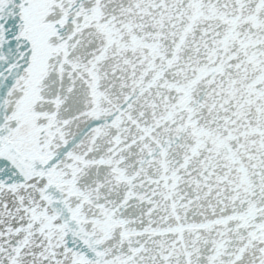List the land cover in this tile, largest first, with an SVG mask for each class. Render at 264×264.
<instances>
[{
	"label": "snow or ice",
	"instance_id": "obj_1",
	"mask_svg": "<svg viewBox=\"0 0 264 264\" xmlns=\"http://www.w3.org/2000/svg\"><path fill=\"white\" fill-rule=\"evenodd\" d=\"M0 264H264V0H0Z\"/></svg>",
	"mask_w": 264,
	"mask_h": 264
}]
</instances>
